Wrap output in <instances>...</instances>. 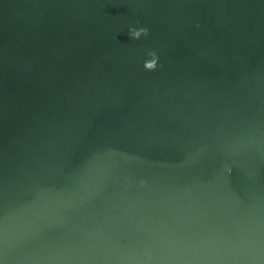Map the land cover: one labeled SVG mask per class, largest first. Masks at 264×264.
I'll return each instance as SVG.
<instances>
[{"label": "water", "instance_id": "water-1", "mask_svg": "<svg viewBox=\"0 0 264 264\" xmlns=\"http://www.w3.org/2000/svg\"><path fill=\"white\" fill-rule=\"evenodd\" d=\"M0 264H264V0H0Z\"/></svg>", "mask_w": 264, "mask_h": 264}, {"label": "clouds", "instance_id": "clouds-1", "mask_svg": "<svg viewBox=\"0 0 264 264\" xmlns=\"http://www.w3.org/2000/svg\"><path fill=\"white\" fill-rule=\"evenodd\" d=\"M148 31L149 30L147 27H129L127 35L130 38L138 39L141 37V35H147ZM147 55L149 58L144 60L143 67L146 70H154L157 67V54L155 51H149ZM231 170V166L229 165L226 171L231 172Z\"/></svg>", "mask_w": 264, "mask_h": 264}]
</instances>
